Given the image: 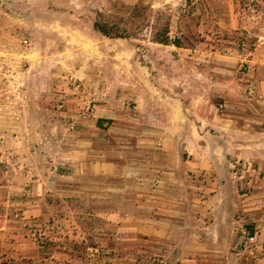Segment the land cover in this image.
Wrapping results in <instances>:
<instances>
[{
    "label": "rangeland",
    "instance_id": "374dc122",
    "mask_svg": "<svg viewBox=\"0 0 264 264\" xmlns=\"http://www.w3.org/2000/svg\"><path fill=\"white\" fill-rule=\"evenodd\" d=\"M257 7L264 0H0V113L11 105L24 114L0 121V264H240L250 225L236 245L218 249L204 234H182L179 226L199 227L190 207L183 224L163 210L166 226L157 228L134 202L145 191L99 182V51L119 54L109 93L135 117L134 90L171 100L200 80L197 60L181 66L182 52L253 51L264 27L247 31L239 18L255 17ZM246 71L239 60L235 75ZM45 72L62 81L47 89ZM250 163L255 182L260 171ZM224 177L190 176L195 185L232 182L238 194L252 188L236 183L230 166ZM195 191L202 200L212 193Z\"/></svg>",
    "mask_w": 264,
    "mask_h": 264
},
{
    "label": "crops",
    "instance_id": "0c3cea01",
    "mask_svg": "<svg viewBox=\"0 0 264 264\" xmlns=\"http://www.w3.org/2000/svg\"><path fill=\"white\" fill-rule=\"evenodd\" d=\"M256 12L255 17L239 18L241 27L247 31L253 25L264 27V9L257 7ZM228 20L230 27L239 21L233 11ZM256 37V47L246 53L182 52L181 66L186 58L197 60L193 68H199L200 80L181 86L183 92L171 100H157L144 90H134L129 96L137 105L135 117L125 115L123 101L109 93L114 90L109 72L113 74L112 67L118 65L114 54H119L105 52L112 59L108 60L99 51V123L108 124L99 125V182H133L136 190L145 191L134 202L151 210V220L161 224L157 228L166 226L163 210H169L165 213L169 216L175 210L183 224V209L190 207L199 214L195 218L199 227L187 232L179 226L180 231L183 235L204 234L215 240L218 249L236 245L250 225L240 264H264V35ZM239 60L247 64L241 77L235 75ZM0 75L6 76V70H0ZM55 75L41 74L47 89L62 81L56 78L60 74ZM5 107L1 122L24 120L18 106ZM37 108L43 110L45 105L37 104ZM233 157L252 162L260 171L248 194H238L232 182L192 183L190 176L201 172L226 177L228 160ZM196 187L204 189V194L212 193L202 200L206 194L200 197Z\"/></svg>",
    "mask_w": 264,
    "mask_h": 264
},
{
    "label": "built area",
    "instance_id": "2783aa9c",
    "mask_svg": "<svg viewBox=\"0 0 264 264\" xmlns=\"http://www.w3.org/2000/svg\"><path fill=\"white\" fill-rule=\"evenodd\" d=\"M232 178L236 180L238 184L245 187H250V176L251 172L254 171L252 164L246 160L242 159H231L229 162ZM244 181V182H243Z\"/></svg>",
    "mask_w": 264,
    "mask_h": 264
},
{
    "label": "trees",
    "instance_id": "16d2710c",
    "mask_svg": "<svg viewBox=\"0 0 264 264\" xmlns=\"http://www.w3.org/2000/svg\"><path fill=\"white\" fill-rule=\"evenodd\" d=\"M95 26H96V25H95ZM99 31L102 32L103 34L107 35L106 30H104L103 28H100V27H99ZM173 44H175L176 46H178V44H179L178 40H175V41L173 42Z\"/></svg>",
    "mask_w": 264,
    "mask_h": 264
}]
</instances>
